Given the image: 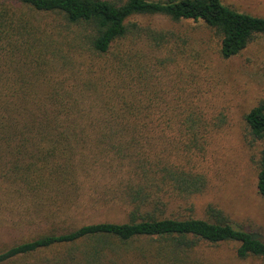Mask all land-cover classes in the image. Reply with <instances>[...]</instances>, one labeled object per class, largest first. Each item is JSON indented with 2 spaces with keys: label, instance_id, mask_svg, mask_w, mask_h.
Segmentation results:
<instances>
[{
  "label": "trees",
  "instance_id": "trees-1",
  "mask_svg": "<svg viewBox=\"0 0 264 264\" xmlns=\"http://www.w3.org/2000/svg\"><path fill=\"white\" fill-rule=\"evenodd\" d=\"M154 14L203 21L223 58L264 36V16L223 0H0V231L17 235L0 242V264H197L202 242L226 241L264 258V240L214 205L207 218L169 211L206 178L171 163L143 96L152 72L124 48L166 44L168 32L130 20ZM245 121L264 141V102ZM257 188L264 196V145ZM105 206L128 221L85 222Z\"/></svg>",
  "mask_w": 264,
  "mask_h": 264
},
{
  "label": "rangeland",
  "instance_id": "rangeland-1",
  "mask_svg": "<svg viewBox=\"0 0 264 264\" xmlns=\"http://www.w3.org/2000/svg\"><path fill=\"white\" fill-rule=\"evenodd\" d=\"M223 2L240 12L264 16V0ZM130 20L169 33L159 49L146 40L130 39L124 48L141 55L152 72L144 83L156 85L143 96L152 100L151 109L159 116L155 127L167 129L171 163L206 178V187L198 194L185 199L172 196L169 211L207 218L208 206L214 205L235 227L264 240V196L257 188L264 141L250 137L245 121V114L264 102V36L239 54L223 58L220 39L203 21L177 22L162 14L135 15ZM100 182L97 179L95 185ZM90 217L85 222L128 221L122 206L99 208ZM16 238L13 232L0 231V242ZM238 245L202 242L193 257L197 264H264L261 257H239Z\"/></svg>",
  "mask_w": 264,
  "mask_h": 264
}]
</instances>
